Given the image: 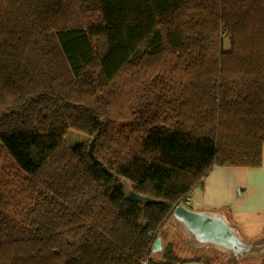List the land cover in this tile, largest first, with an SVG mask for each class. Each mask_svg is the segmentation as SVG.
<instances>
[{
    "label": "trees",
    "instance_id": "1",
    "mask_svg": "<svg viewBox=\"0 0 264 264\" xmlns=\"http://www.w3.org/2000/svg\"><path fill=\"white\" fill-rule=\"evenodd\" d=\"M263 146L264 0H0V264H175L173 210Z\"/></svg>",
    "mask_w": 264,
    "mask_h": 264
},
{
    "label": "crops",
    "instance_id": "2",
    "mask_svg": "<svg viewBox=\"0 0 264 264\" xmlns=\"http://www.w3.org/2000/svg\"><path fill=\"white\" fill-rule=\"evenodd\" d=\"M196 190L198 195L194 201L189 197L190 203H194L196 208L186 207L197 212H221L227 221L238 229L243 239L262 243L261 254L250 257H257L258 261L247 263L260 264L264 259V146L260 166L255 168L215 167ZM168 223L170 221L164 226L168 225L167 237L164 239L159 235L158 243L153 248L152 258L156 262L165 261L164 250L167 245H173L174 234L178 235V229ZM173 248V256L179 259L175 261V264H205L204 255H199L197 250L191 249L187 256L182 258L178 257L175 247ZM226 259L211 262L212 264H237L229 262L227 257Z\"/></svg>",
    "mask_w": 264,
    "mask_h": 264
},
{
    "label": "water",
    "instance_id": "3",
    "mask_svg": "<svg viewBox=\"0 0 264 264\" xmlns=\"http://www.w3.org/2000/svg\"><path fill=\"white\" fill-rule=\"evenodd\" d=\"M94 140L89 144L88 154L94 163L99 164L93 155ZM103 170L107 172L106 168ZM127 200L136 203H149L150 199L131 191ZM171 220L186 235L190 244L198 249H213L227 256L229 262L238 263L245 258L261 254L263 244L243 239L238 229L229 223L221 212H197L184 205L176 207ZM158 243L156 240L155 245ZM153 247V248H154Z\"/></svg>",
    "mask_w": 264,
    "mask_h": 264
},
{
    "label": "rangeland",
    "instance_id": "4",
    "mask_svg": "<svg viewBox=\"0 0 264 264\" xmlns=\"http://www.w3.org/2000/svg\"><path fill=\"white\" fill-rule=\"evenodd\" d=\"M228 47H229L228 46V42H225V48H228ZM64 141H65L67 146H73L75 144L88 142L89 138L84 136L83 134H80V133H78L76 131L71 130L64 137ZM198 187L193 189V191L190 193L189 197L193 201H194L196 195H198V192L196 190ZM187 206L189 208H192V209L196 208L194 203H189V204H187ZM168 224L174 225V227H176V229H178L177 230V234L178 235L174 234V236H173V245L171 244L173 250H174L173 247H175V251L178 254V257L185 258L187 256V253H189V251L191 249L192 250L195 249V250H197V253H199V255H204L203 258L205 259V264H212L211 261H215V260H218V259H226L227 256H225V254H222V253H220L218 251H215L213 249H206V248L198 249V248L193 247L190 244V242H189L188 238L186 237V235L179 229V227L175 223H173L170 220V223H168ZM167 227H168V225H167ZM167 227H163L161 229L160 233H159V235H161L164 239L167 237V234L169 233L168 230H167ZM263 254H264V252H263ZM182 258H180V259H182ZM154 259H156V257H154ZM257 259H258L257 257L256 258L248 257V258H245L242 261L238 262L237 264L254 263V262H256ZM178 260L179 259L175 257L174 261H178ZM226 262H227V259H226Z\"/></svg>",
    "mask_w": 264,
    "mask_h": 264
},
{
    "label": "built area",
    "instance_id": "5",
    "mask_svg": "<svg viewBox=\"0 0 264 264\" xmlns=\"http://www.w3.org/2000/svg\"><path fill=\"white\" fill-rule=\"evenodd\" d=\"M189 203H190V198H187L185 203H184V206H187V204H189Z\"/></svg>",
    "mask_w": 264,
    "mask_h": 264
},
{
    "label": "bare ground",
    "instance_id": "6",
    "mask_svg": "<svg viewBox=\"0 0 264 264\" xmlns=\"http://www.w3.org/2000/svg\"><path fill=\"white\" fill-rule=\"evenodd\" d=\"M158 238V237H157ZM157 240V239H156ZM156 240H155V242H156ZM155 242H154V244H155ZM153 247H154V245H153ZM152 254H153V250H152ZM143 264H146L145 262L143 263Z\"/></svg>",
    "mask_w": 264,
    "mask_h": 264
}]
</instances>
